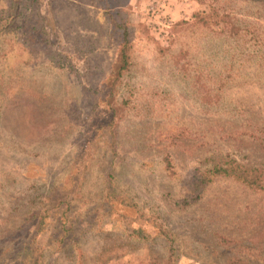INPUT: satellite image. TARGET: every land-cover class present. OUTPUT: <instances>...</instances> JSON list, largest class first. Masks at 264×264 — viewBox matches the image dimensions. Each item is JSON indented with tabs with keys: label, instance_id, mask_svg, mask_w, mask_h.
Here are the masks:
<instances>
[{
	"label": "rangeland",
	"instance_id": "obj_1",
	"mask_svg": "<svg viewBox=\"0 0 264 264\" xmlns=\"http://www.w3.org/2000/svg\"><path fill=\"white\" fill-rule=\"evenodd\" d=\"M117 9L131 48L110 92ZM218 157L264 174V0H0V264L264 248V191L218 176L185 202ZM109 181L135 207L108 213Z\"/></svg>",
	"mask_w": 264,
	"mask_h": 264
},
{
	"label": "trees",
	"instance_id": "obj_2",
	"mask_svg": "<svg viewBox=\"0 0 264 264\" xmlns=\"http://www.w3.org/2000/svg\"><path fill=\"white\" fill-rule=\"evenodd\" d=\"M8 9L10 10V8ZM121 13L122 11L119 9L109 13L111 16L114 14V18L111 21L112 31L115 35H118L120 42L118 62L112 65L107 79L110 92H112L111 87L116 84L123 72L129 67V50L131 48L130 24L125 20L127 17L122 18ZM117 17H119V19H116ZM112 176V172H110L109 180L111 181ZM218 176L233 178L258 191H264V174L259 169L238 163L233 159L218 157L213 160L211 166L204 170L196 169L193 177L194 181L191 183V186H189L188 193L185 195V202L192 203L200 199L203 190ZM109 184L108 194L105 198L109 208L108 213L111 214L115 203L135 207L125 196L117 195L112 191L114 187L113 182L109 181ZM140 212L141 209L137 210V213ZM126 229L128 230V235L132 236V238L145 240L149 237L141 228H131L128 225ZM225 242L230 251V256L227 258L226 264H264V248H262V246L254 248L253 246L243 245L236 240H225ZM36 263L37 262H33L32 264Z\"/></svg>",
	"mask_w": 264,
	"mask_h": 264
}]
</instances>
